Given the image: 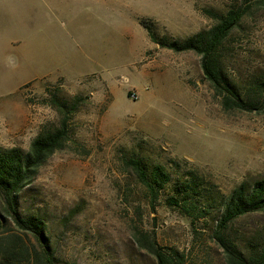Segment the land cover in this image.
Returning a JSON list of instances; mask_svg holds the SVG:
<instances>
[{
	"label": "rangeland",
	"instance_id": "374dc122",
	"mask_svg": "<svg viewBox=\"0 0 264 264\" xmlns=\"http://www.w3.org/2000/svg\"><path fill=\"white\" fill-rule=\"evenodd\" d=\"M241 0H0V147L28 150L56 125L53 94L83 97L70 121L86 152L51 155L19 195L22 213L45 221L55 255L79 264H158L149 245L180 264H229L212 238L218 194L264 179V108L224 111L200 56L153 42L188 38ZM223 68L243 85L264 79V4L251 3L225 41ZM137 157L174 179L193 172L212 193L195 220L151 199L125 164ZM219 191V192H218ZM264 231V211L240 216L227 235Z\"/></svg>",
	"mask_w": 264,
	"mask_h": 264
},
{
	"label": "trees",
	"instance_id": "16d2710c",
	"mask_svg": "<svg viewBox=\"0 0 264 264\" xmlns=\"http://www.w3.org/2000/svg\"><path fill=\"white\" fill-rule=\"evenodd\" d=\"M238 7L225 14L215 15L214 23L206 30L177 40L167 34L157 35L151 21H140L149 38L160 47L176 52L193 51L200 56L203 77L209 83L214 96L224 111H255L264 108V79L252 77L238 84L229 78L223 68L222 51L230 33L240 26L251 3L264 0H241ZM83 102V97H50V105L57 111L56 125L42 128L32 139L28 150L19 147H0V264H79L55 255L45 221L33 211L22 213L18 207L20 193L33 181L39 167L55 152L71 147L86 152L72 133L70 121ZM125 164L146 188L150 198L157 199L168 189L167 204L180 209L195 220L214 206L212 193L202 178L193 172L180 179L172 178L164 166L155 164L149 170L137 157H128ZM219 192V191H218ZM216 227L212 238L223 248L229 264H264V231L255 237L244 239L240 248L237 241L227 235L230 224L240 216L264 211V179L250 185L241 183L229 194H218ZM149 251L158 264H180L181 257L149 245Z\"/></svg>",
	"mask_w": 264,
	"mask_h": 264
}]
</instances>
